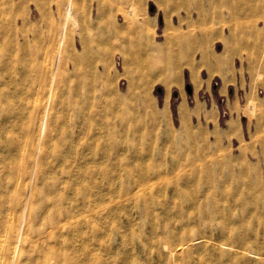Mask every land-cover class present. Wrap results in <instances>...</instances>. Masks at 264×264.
I'll return each instance as SVG.
<instances>
[{
	"label": "rangeland",
	"instance_id": "374dc122",
	"mask_svg": "<svg viewBox=\"0 0 264 264\" xmlns=\"http://www.w3.org/2000/svg\"><path fill=\"white\" fill-rule=\"evenodd\" d=\"M23 3L19 11L0 0V60L3 54L22 57L26 85L34 90L32 58L37 55L42 63L40 54L57 53L68 1ZM72 5L77 24L71 21L64 58L56 60L59 90L48 116L47 154L36 183L50 199L48 206L57 201L58 192L71 195L76 209L83 206V195L88 198L87 206L94 208L84 212L89 224L69 232L78 235V252L85 246L91 250L90 259L83 261L264 264V0H75ZM212 27L226 30L224 38L236 54V80L227 86L212 70L213 54H206L214 47L224 49L222 39L208 48ZM249 54L251 59L245 57ZM9 77L0 71V85ZM27 91L31 94V88ZM250 100L256 102L254 108ZM21 114L28 118L27 109ZM17 120L0 117V128L8 133ZM79 125L83 138L78 135L72 144L107 148L109 176L114 167L111 144L118 139V194L91 196L80 188L87 185L95 192L101 182L66 181L76 154L66 164L55 154L57 149L65 153L71 144L68 132L76 133ZM18 131L25 155L15 162L9 183L2 172L9 171L2 161L9 151L0 149V239L10 219L20 227L31 215L35 236L50 217L40 200L29 203L25 191L33 182L26 189L25 181L16 185L17 168L31 154L25 133ZM10 149L15 155L12 143ZM143 176L150 180L138 181ZM105 186L110 188V181ZM14 189L22 191L21 201L7 195ZM70 203L64 197L58 207ZM33 252L20 246L4 264L19 259L28 264Z\"/></svg>",
	"mask_w": 264,
	"mask_h": 264
},
{
	"label": "bare ground",
	"instance_id": "6f19581e",
	"mask_svg": "<svg viewBox=\"0 0 264 264\" xmlns=\"http://www.w3.org/2000/svg\"><path fill=\"white\" fill-rule=\"evenodd\" d=\"M8 1L12 4L14 9L16 8L19 11L26 6L23 3V0H20L17 4L12 0ZM67 1L68 3L63 14L60 37L57 40V53L53 54V50H51V52L47 51V54H40L41 59L43 60L42 63L37 60V55L32 58V66L36 72L37 79L36 84H34V90L31 86L29 87L28 85H26L27 74L25 73V66L23 64L22 57L19 60L17 54H3L4 58L0 60V71L4 69L5 74L8 73L10 75V77L6 79L4 83H2V86L0 85V117L18 118V120L12 124L13 126L10 125L8 133L0 128V149H2V151L4 149H7L9 151V156L7 158H2V161L5 163V167H9V171L2 172L6 173V175H3L5 178L10 177L15 170V162L21 155V159H23L25 155H23L22 153L23 147H21V144L19 142L22 135L19 131L17 133L15 132L16 129H19L21 130V132L25 133L27 149L31 148V154L29 157V162L24 160V163H21L24 166L22 171L19 168L21 164L17 168V172L15 173L16 185H19L21 182L25 181L24 188L26 189V187L29 185V182H33L31 183L32 185L30 190L25 191V194H27V198L29 199V203L31 205L32 202L33 205H36V201L40 200L43 206H48L47 203L50 200L48 196H44V191H41L37 186L36 177L43 164L42 158L47 154V146H45L44 139L48 134V116L50 110L53 109V99L58 94L59 90V70L56 65V60L57 62H60V60L64 58L63 51L66 39L69 35V29L71 28V21L74 25L77 24V20L73 16L72 5L75 3V0ZM129 11H131L132 13L136 11V6L134 3L131 4ZM26 20L27 19L25 18V24L23 28L24 31L28 30L27 25L29 23ZM19 62L22 64V66L18 67L17 64ZM39 65H42V68ZM6 68L9 70V72L6 70ZM30 88L31 94H29V92L27 91ZM6 95L8 96V99L4 100V97ZM255 104L256 102L254 100H250V108H254ZM25 109H27L29 114L26 120L23 119L22 114L21 116H19V112H22ZM39 119L40 123H38ZM80 129L81 126L79 125L75 129L76 133H72V131L68 132V138H70L71 144L69 145V147H66L64 154L58 149L55 154L61 164L68 163L70 158L69 156L73 153L76 154L75 159H77L78 161L76 162L75 166L69 168V175L66 177V181L70 182V180L73 179L84 178L87 183L90 182V180L94 182H101L102 185H100L99 189L95 192H90V189L87 185H84L83 188H80L82 189L80 193H83L85 191L91 196L93 194H97V196L102 197L103 194L107 192L113 193L114 195L118 194L116 193L119 176L117 172L118 139L113 138L111 144L114 152V167L113 170H109V176L108 171L105 169L104 161L107 156V148H104L101 145L97 146L93 142H91L93 143V145L82 144L81 147H77L72 144L76 140V138H78V135L80 138H83V136H80ZM3 131L6 132L7 136H5L7 138L2 137L1 134ZM8 135L12 136L8 138ZM40 136L42 137L41 139ZM11 143L14 145V148L16 150L15 155L10 149ZM93 162L94 168L92 166ZM137 179L138 181L150 180V178L147 176H143ZM10 181H12L11 177L8 183ZM109 181L111 187L107 189L105 185ZM65 187L69 189L68 186ZM141 189L143 188H139L137 192H139ZM118 191L120 192V189ZM75 194H77V192ZM7 195L12 198L17 197L19 201H21V199L23 198L22 191L19 192L18 189H14L10 192V194L7 193ZM64 197L66 198V200L68 199L71 202V206H66L65 208H61L60 206L58 207V204ZM81 198L83 199V206L76 209V205L73 202V197L71 195L67 196L62 192H58L56 194L57 201L53 206H48L50 217L46 218V223L41 229H35V231L38 233L35 236L32 234L33 230L29 226L30 222L28 221V218L30 221H32L31 215H26L25 219L23 218L24 223L22 224L23 226L20 227L15 223L16 220L13 221V219H10L9 221H7L5 224L7 232L3 239H0V264L5 263L4 258L6 262L9 259L12 261L17 249L19 252L20 246L21 251L27 248L29 251H34V254L29 257L28 264H38L39 262L42 264H87V262L83 261V259H90L91 250L88 246H85L82 247L78 252L75 246L78 235L75 237V234L72 236H70L69 234V232L75 230L77 225L82 223H86V225L89 224V217H87L84 212H89L94 208H91V206H87L88 200L86 201V196L83 195ZM27 205L24 210V215L26 214ZM76 213L84 214H82L81 216H76ZM15 216L16 215H14L13 218H16ZM63 233H66L65 235L67 236H64ZM50 239H53L54 242H46ZM83 241L84 236L81 235V243ZM6 250L8 251V255L5 257L3 256V254ZM21 261L22 259H19L17 262H12L11 264H21Z\"/></svg>",
	"mask_w": 264,
	"mask_h": 264
},
{
	"label": "crops",
	"instance_id": "0c3cea01",
	"mask_svg": "<svg viewBox=\"0 0 264 264\" xmlns=\"http://www.w3.org/2000/svg\"><path fill=\"white\" fill-rule=\"evenodd\" d=\"M214 21V20H213ZM222 28H214L212 27V30L210 31V34L208 33V41L210 42L208 45V48H212L215 46V43H211L212 41H216L217 39H222L223 44H224V49L221 52H218L217 50L211 49L208 53L206 54H213L216 63H214V66L212 70H214V74L217 72L221 75V82L222 84H225L226 86L228 85L229 82H232L233 80H236V75L234 74V70L232 71V60L235 57L236 54H234V50L231 49L230 44H228L227 38H224L226 30H222ZM218 41V40H217ZM248 55V54H247ZM245 55L246 58H252L251 54L250 56ZM253 55H258V54H253ZM203 60V64H205V60ZM202 64V66H203ZM242 78H239V81L241 82ZM263 85H264V80H263ZM224 87H222L223 89ZM221 89V90H222Z\"/></svg>",
	"mask_w": 264,
	"mask_h": 264
},
{
	"label": "water",
	"instance_id": "95a60500",
	"mask_svg": "<svg viewBox=\"0 0 264 264\" xmlns=\"http://www.w3.org/2000/svg\"><path fill=\"white\" fill-rule=\"evenodd\" d=\"M187 89H188V91H189V92H191V89H190V87H189V86L187 87Z\"/></svg>",
	"mask_w": 264,
	"mask_h": 264
}]
</instances>
